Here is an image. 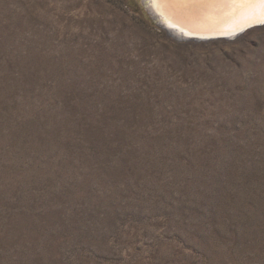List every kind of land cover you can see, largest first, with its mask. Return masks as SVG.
I'll return each mask as SVG.
<instances>
[{"label":"rangeland","instance_id":"obj_1","mask_svg":"<svg viewBox=\"0 0 264 264\" xmlns=\"http://www.w3.org/2000/svg\"><path fill=\"white\" fill-rule=\"evenodd\" d=\"M0 264H264V26L0 0Z\"/></svg>","mask_w":264,"mask_h":264},{"label":"bare ground","instance_id":"obj_2","mask_svg":"<svg viewBox=\"0 0 264 264\" xmlns=\"http://www.w3.org/2000/svg\"><path fill=\"white\" fill-rule=\"evenodd\" d=\"M168 1L151 0L150 4H157L161 16L168 21L166 24L175 28L172 33L179 39L181 34L186 36L203 32L233 33L264 21V4L257 3L246 7L235 0Z\"/></svg>","mask_w":264,"mask_h":264},{"label":"water","instance_id":"obj_3","mask_svg":"<svg viewBox=\"0 0 264 264\" xmlns=\"http://www.w3.org/2000/svg\"><path fill=\"white\" fill-rule=\"evenodd\" d=\"M168 2H173V0L168 1ZM150 3H151V0H141V5L143 6L147 16L149 17V19L153 22V24L156 27L165 31L166 34L175 41H183V42H186V41L210 42V41H215V40H227V41H229V40H233V39L241 36L242 34H244L245 32H247L251 29L264 26V21H263V22L254 23V24H251L249 26H246L244 28H241V29L233 32V33L232 32H226V33L203 32V33H196V34H188L186 36L181 34V33H177V34L182 35V36H180L181 38L179 39L172 33L175 31V28L172 27L171 25L166 24V22H168V21L164 17L161 16L160 11L158 10L159 7L157 6V4L156 3L150 4ZM151 8H152V10H151ZM156 13H158V14H156Z\"/></svg>","mask_w":264,"mask_h":264},{"label":"snow or ice","instance_id":"obj_4","mask_svg":"<svg viewBox=\"0 0 264 264\" xmlns=\"http://www.w3.org/2000/svg\"><path fill=\"white\" fill-rule=\"evenodd\" d=\"M235 2L240 3L246 7H251L254 4H264V0H235Z\"/></svg>","mask_w":264,"mask_h":264}]
</instances>
